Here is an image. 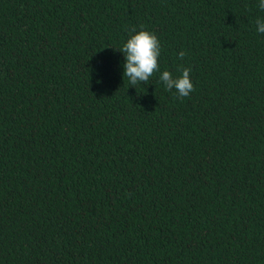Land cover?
Returning <instances> with one entry per match:
<instances>
[{
  "label": "trees",
  "instance_id": "obj_1",
  "mask_svg": "<svg viewBox=\"0 0 264 264\" xmlns=\"http://www.w3.org/2000/svg\"><path fill=\"white\" fill-rule=\"evenodd\" d=\"M258 3L0 0V264H264ZM140 25L160 72L133 87Z\"/></svg>",
  "mask_w": 264,
  "mask_h": 264
},
{
  "label": "clouds",
  "instance_id": "obj_2",
  "mask_svg": "<svg viewBox=\"0 0 264 264\" xmlns=\"http://www.w3.org/2000/svg\"><path fill=\"white\" fill-rule=\"evenodd\" d=\"M258 7L264 10V0H259ZM257 31L264 34V19L256 20ZM123 53V77H127L130 85L135 86L138 83L148 84L150 78L160 72L158 58L161 53V45L157 36L151 31L145 30L140 25V30L136 27L130 29V36L122 47L116 48ZM186 53L181 51L179 58L183 59ZM180 75L173 74L165 70L159 79L163 82L166 90H175L178 98H185L195 89L190 79L191 69L187 67L178 68ZM100 82V81H98Z\"/></svg>",
  "mask_w": 264,
  "mask_h": 264
}]
</instances>
